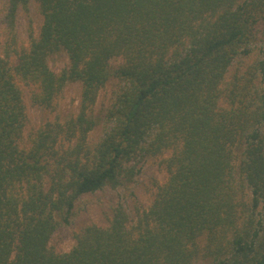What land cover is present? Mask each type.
<instances>
[{"label":"trees","instance_id":"obj_1","mask_svg":"<svg viewBox=\"0 0 264 264\" xmlns=\"http://www.w3.org/2000/svg\"><path fill=\"white\" fill-rule=\"evenodd\" d=\"M38 1L39 37L0 53V264H192L203 235L215 264H264V47L260 88L246 76L226 83L236 58L253 52L264 0ZM27 3L10 0L11 26ZM59 51L69 67L57 74L47 58ZM112 78L127 86L92 146L89 105ZM75 81L79 113L27 135L24 85L50 106ZM170 149L169 178L134 226L118 205L108 228H86L68 253L49 249L80 197L130 182L140 153Z\"/></svg>","mask_w":264,"mask_h":264},{"label":"rangeland","instance_id":"obj_2","mask_svg":"<svg viewBox=\"0 0 264 264\" xmlns=\"http://www.w3.org/2000/svg\"><path fill=\"white\" fill-rule=\"evenodd\" d=\"M10 0H0V53L8 46L21 49L30 46L31 37L37 39L44 22V14L38 0H28L26 6H20L13 18V26L9 19ZM12 27V29L10 28ZM264 47V23L257 27L253 52L248 56H239L231 66L226 83L238 77H250L254 81V89L260 88L259 72L256 70L261 59L260 48ZM50 69L59 74L69 67L68 55L65 51L52 53L47 58ZM123 63L121 57L110 61L112 68ZM225 83V84H226ZM127 83L118 78L110 79L98 92L95 103L89 105V116L95 121L94 128L90 131L87 141L95 145L104 136L112 123L109 118L110 111L114 108L115 100ZM36 86L24 85L23 94L29 119L26 134L29 131L44 127L45 125L65 124L75 117L81 107L82 84L79 81L68 82L63 90L55 96L50 106H41L34 102L33 92ZM253 89V91H254ZM226 100L220 103L222 108H228ZM264 131V127H263ZM236 150V149H235ZM173 149L164 150L157 154L140 153L128 167H134L135 175L130 182L113 188L105 187L100 191L85 194L75 204L73 217L68 225L62 224L52 236L49 249L57 254L70 252L76 245V237L86 228L96 226L106 229L111 225L114 209L122 205L128 216V226L136 224L139 213L151 207L154 203L159 187L164 185L169 173L167 160L173 154ZM237 151V150H236ZM239 152V151H238ZM238 154V153H237ZM240 155V154H239ZM239 157L235 160L236 175L239 179ZM239 201L250 202V190L246 185L236 183ZM257 219H263L264 210H256ZM60 219V218H59ZM61 221V220H60ZM209 240L203 235L198 240V250L193 254L192 264H215L213 250L209 247Z\"/></svg>","mask_w":264,"mask_h":264}]
</instances>
